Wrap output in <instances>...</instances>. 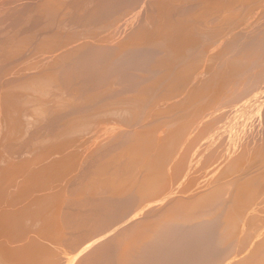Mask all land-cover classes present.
I'll return each instance as SVG.
<instances>
[{
    "label": "rangeland",
    "instance_id": "obj_1",
    "mask_svg": "<svg viewBox=\"0 0 264 264\" xmlns=\"http://www.w3.org/2000/svg\"><path fill=\"white\" fill-rule=\"evenodd\" d=\"M0 211V264H264V0H0Z\"/></svg>",
    "mask_w": 264,
    "mask_h": 264
},
{
    "label": "bare ground",
    "instance_id": "obj_2",
    "mask_svg": "<svg viewBox=\"0 0 264 264\" xmlns=\"http://www.w3.org/2000/svg\"><path fill=\"white\" fill-rule=\"evenodd\" d=\"M0 212H1V211H0ZM0 215H1V214H0ZM0 218H1V217H0ZM1 220H2V218H1ZM1 220H0V221H1ZM2 223H3V222H2ZM0 225H1V224H0ZM1 227H3V226H1ZM0 231L2 232V230H0ZM1 232H0V234H2ZM0 238H1V237H0ZM0 242H1V241H0ZM2 242H3V240H2ZM1 244H2V243H1ZM3 246L5 247L4 244H3ZM4 247H3V248H4ZM0 249H1V248H0ZM4 250H6V249H4ZM2 251H3V250H2ZM5 253H6V252H5ZM3 254H4V253H3ZM4 256H5V255H4ZM1 258H2V257H1ZM5 259H6V258H5ZM2 260H4V259H2ZM2 260H0V261H2ZM10 260H11V259H10ZM9 262H10V261H9ZM6 263H7V262L5 261V264H6Z\"/></svg>",
    "mask_w": 264,
    "mask_h": 264
}]
</instances>
